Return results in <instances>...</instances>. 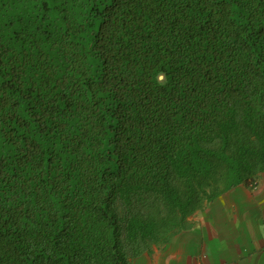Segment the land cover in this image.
Here are the masks:
<instances>
[{
  "label": "trees",
  "instance_id": "trees-1",
  "mask_svg": "<svg viewBox=\"0 0 264 264\" xmlns=\"http://www.w3.org/2000/svg\"><path fill=\"white\" fill-rule=\"evenodd\" d=\"M264 172V0H0V264H130Z\"/></svg>",
  "mask_w": 264,
  "mask_h": 264
},
{
  "label": "crops",
  "instance_id": "crops-1",
  "mask_svg": "<svg viewBox=\"0 0 264 264\" xmlns=\"http://www.w3.org/2000/svg\"><path fill=\"white\" fill-rule=\"evenodd\" d=\"M186 219L185 227L130 264H264V172Z\"/></svg>",
  "mask_w": 264,
  "mask_h": 264
},
{
  "label": "clouds",
  "instance_id": "clouds-1",
  "mask_svg": "<svg viewBox=\"0 0 264 264\" xmlns=\"http://www.w3.org/2000/svg\"><path fill=\"white\" fill-rule=\"evenodd\" d=\"M254 181H255V180H254ZM254 181H252V182L249 184V185H250L251 187H253V188H254L255 185H256V184H255L256 182H254Z\"/></svg>",
  "mask_w": 264,
  "mask_h": 264
}]
</instances>
